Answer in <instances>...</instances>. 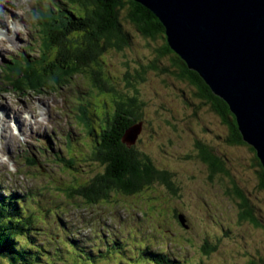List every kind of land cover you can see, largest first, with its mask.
<instances>
[{
  "label": "rangeland",
  "instance_id": "1",
  "mask_svg": "<svg viewBox=\"0 0 264 264\" xmlns=\"http://www.w3.org/2000/svg\"><path fill=\"white\" fill-rule=\"evenodd\" d=\"M50 5L58 8L63 3L0 0L4 13L0 15V30L7 27L6 34L15 42L6 53L0 43V105L9 103L23 118L29 114L28 121L33 124L32 130L23 127L20 139L15 137L0 152V198L12 193L19 198L31 196L26 201L38 210V224L30 236L36 246L27 247L40 245L68 252L64 245L74 241L84 261L72 253L59 264H154V253L183 264H248L252 260L264 264V186L251 164L253 152L226 139L228 128L196 95L195 87L164 70L148 67L142 72L158 57L156 49L166 42L162 35H143L123 11L122 25L129 44L121 50L109 48L97 66L111 91L92 86L86 74L43 90H12L13 81L7 83L3 66L13 56L22 60L19 54L38 57L40 24L35 11H46ZM14 25L15 36L10 32ZM160 60L163 66L170 65L168 57ZM77 86L81 96L74 95L72 103L66 102L67 90ZM119 95L135 97L138 105L135 116H130L133 122L126 128L143 120L133 145L135 151L158 170L166 171L175 190L155 182L133 194L115 190L106 200L95 203L78 195L70 198V186L90 183L107 168L91 157L96 139H102L97 135L103 106L111 109L109 103L121 100ZM12 117H7L8 123ZM6 134H11L10 126ZM198 141L209 151L223 152L227 177L222 176L221 181L208 178ZM108 144L105 139L104 145ZM27 158L35 163H28ZM68 158L73 160L71 165ZM234 185L247 198L258 225L240 218L241 202L230 192ZM58 208L63 212L57 214ZM179 215L184 223L178 220ZM60 221L70 228H63ZM209 244L214 250L206 253L203 245ZM44 263V258L38 262ZM0 264L6 262L0 259Z\"/></svg>",
  "mask_w": 264,
  "mask_h": 264
},
{
  "label": "trees",
  "instance_id": "2",
  "mask_svg": "<svg viewBox=\"0 0 264 264\" xmlns=\"http://www.w3.org/2000/svg\"><path fill=\"white\" fill-rule=\"evenodd\" d=\"M60 1L63 6L53 8L50 5L46 11L43 8H37L35 11L38 13L37 24H40L38 57L21 55L22 60L11 57L10 62L3 66L7 74V83L12 80L11 87L17 93L27 89L35 91L61 86V82L65 84V79L78 74H86L92 86L98 87L100 90L111 91V87L102 78L101 67L97 66L101 55L109 48L121 50L129 44L128 36L122 25L123 11H126L127 18L143 35L150 38L162 35L163 38H166L165 27L160 19L135 0ZM156 51L158 58H154L152 63L143 67L142 72L148 67L159 71L164 70L195 87L196 95L210 104L213 110L218 112L228 123L230 139L238 146L246 144L253 152L256 159L252 160L251 158V164L256 166V176L262 180L261 186H264V166L258 158L255 148L243 140L235 116L230 111L228 104L212 92L198 71L190 69L188 64L170 49L167 41L160 47L158 46ZM165 56L170 60L169 66H163L164 64L160 60V57L164 58ZM78 88L79 86L67 90L66 102L72 103V97L79 95ZM118 97L121 100L113 99L109 103V106L112 107L111 110L102 114V117L108 120L107 131L99 136L110 137L109 144L104 145L105 139H103V143L100 139V145L98 143L91 157V159L106 165L107 168L102 174H96L90 183L88 181L78 186H70V193L67 194L70 198L78 195L88 203H95L106 200L107 196L115 190L133 194L155 182H164L170 190H175L166 171L158 170L148 158L142 157L139 151V153L135 151L133 146L127 147L124 143L123 136L126 127L133 122L130 116H135L138 105L133 96L129 99H125L123 95ZM79 109H83V107L79 106ZM196 145L200 148L201 160L210 164L211 170L217 174L216 179L223 178L222 176L226 177L229 171L223 170L222 163H226L222 156L223 152L219 151L213 155L210 151L207 152L205 143L198 141ZM201 152H203L202 156ZM26 160L30 164L35 163L32 158ZM67 162L71 165L73 160L68 158ZM230 192L241 202L240 218L258 225L259 220L253 215L247 198L244 197L238 186L234 185ZM27 198L29 199L31 196L26 194L19 198L14 193L8 197L0 198V259H3L6 264H38L44 258V264H59L64 262L63 257L66 254L68 258L73 253L78 255V261H84L81 257V249L71 240H69V244L64 245L68 252L42 248L40 245L35 249L27 247L33 245L30 236H34L32 232L38 224V210L33 206L29 207ZM60 212H63L62 208H58L57 214ZM41 219L44 221V218ZM178 220L180 219L178 218ZM60 223L63 228L69 227L63 221ZM150 250L149 248L148 252ZM203 250L206 253L212 252L214 247L209 244ZM152 261L154 264H183V262L157 253L152 255ZM248 264H254V261H249Z\"/></svg>",
  "mask_w": 264,
  "mask_h": 264
},
{
  "label": "water",
  "instance_id": "3",
  "mask_svg": "<svg viewBox=\"0 0 264 264\" xmlns=\"http://www.w3.org/2000/svg\"><path fill=\"white\" fill-rule=\"evenodd\" d=\"M135 1L160 19L170 49L228 104L264 166V0ZM142 128L139 121L126 129L127 147Z\"/></svg>",
  "mask_w": 264,
  "mask_h": 264
},
{
  "label": "bare ground",
  "instance_id": "4",
  "mask_svg": "<svg viewBox=\"0 0 264 264\" xmlns=\"http://www.w3.org/2000/svg\"><path fill=\"white\" fill-rule=\"evenodd\" d=\"M2 21H4V19H2ZM12 23H13V20H12ZM13 27H16V25L12 26V28L10 29L11 30L10 32H12V34H14V36H15V34H17V27H16V29H14V32L12 30ZM8 32H9V29L7 27H6V29L0 30V36H1L0 37V43H1L2 47H4L3 49L5 50V53L11 49L12 45H15V42H14V39L12 38V36H9L6 34ZM2 38L4 39V42H3ZM5 48H7V50ZM0 53H1V51H0ZM8 70H9V68H8ZM11 107H12V105H10L9 103H7L6 106H5V104L0 105V152L3 151V148L6 147L9 144V142L11 143L12 140L14 141L15 137L19 138V135H20L23 127L31 129V130L33 129V124L30 122L31 120L28 121L29 115L27 118H23V116L20 115L18 112H14L15 110H13ZM83 111H84V109H83ZM87 112H85V113H87ZM10 115H13V117L11 119H9V123H8L6 119ZM87 116H88V114H87ZM13 120L15 121V123H12ZM39 123H42V122L39 120ZM9 126H10L11 134H6L7 130L9 129ZM23 140L25 141V139H23ZM8 149H9V147H8Z\"/></svg>",
  "mask_w": 264,
  "mask_h": 264
},
{
  "label": "flooded vegetation",
  "instance_id": "5",
  "mask_svg": "<svg viewBox=\"0 0 264 264\" xmlns=\"http://www.w3.org/2000/svg\"><path fill=\"white\" fill-rule=\"evenodd\" d=\"M166 43V42H165ZM158 58V57H157ZM157 61H158V59H157ZM199 98H201L200 96H198ZM203 102H205L206 103V105H208L209 107H210V109H212L213 110V108L211 107V105L210 104H208L206 101H204L203 100ZM103 110L104 111H107V109L106 108H103ZM214 111V110H213ZM215 112V111H214ZM220 118H221V121L223 122L222 124H224L227 128H228V133L230 132V129H229V126L227 125L228 123L222 118V116L218 113V112H215ZM139 121H143V120H139ZM106 124H107V122L106 121H100V130H99V133H106L105 131H107V128H105V126H106ZM231 137L230 136H228V134H227V137H226V139H229V140H231L232 141V139H230ZM103 139H110V137H103L102 136V139H101V142L103 143ZM243 146H246V147H248L246 144H243ZM237 147H241V146H238L237 145ZM207 150V149H206ZM202 151V150H201ZM209 150H207V152H208ZM213 155H216L217 153H215V152H213V151H210ZM208 154V153H207ZM208 155H210V154H208ZM256 158H255V156H254V154H253V157H252V160H255ZM223 165H224V168H223V170H227L226 169V167H225V164L224 163H222ZM205 165L207 166V169H208V178L209 179H213V176L216 178V173H215V171L213 172L212 170H211V165L210 164H206L205 163ZM229 173V172H228ZM227 177V176H226ZM219 179V178H218ZM238 206L241 208V206H240V203L238 202ZM206 245H203V247H205Z\"/></svg>",
  "mask_w": 264,
  "mask_h": 264
},
{
  "label": "clouds",
  "instance_id": "6",
  "mask_svg": "<svg viewBox=\"0 0 264 264\" xmlns=\"http://www.w3.org/2000/svg\"><path fill=\"white\" fill-rule=\"evenodd\" d=\"M24 2L25 3H27V0H24ZM13 3H15V0H13ZM4 13H3V11L2 10H0V15H3ZM34 20H35V17L33 18ZM5 160H7V158L5 157ZM14 170V169H13Z\"/></svg>",
  "mask_w": 264,
  "mask_h": 264
}]
</instances>
